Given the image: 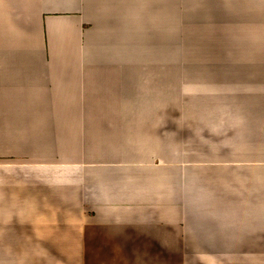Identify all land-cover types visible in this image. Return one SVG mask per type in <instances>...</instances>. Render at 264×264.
<instances>
[{
    "label": "crops",
    "instance_id": "1",
    "mask_svg": "<svg viewBox=\"0 0 264 264\" xmlns=\"http://www.w3.org/2000/svg\"><path fill=\"white\" fill-rule=\"evenodd\" d=\"M156 241L264 264V0H0V264Z\"/></svg>",
    "mask_w": 264,
    "mask_h": 264
},
{
    "label": "rangeland",
    "instance_id": "2",
    "mask_svg": "<svg viewBox=\"0 0 264 264\" xmlns=\"http://www.w3.org/2000/svg\"><path fill=\"white\" fill-rule=\"evenodd\" d=\"M116 245L117 248H119V245ZM139 245L141 246L140 249H137L136 247L125 248L126 253L121 252L119 258H106L100 260L97 259L96 261L91 262L90 260L82 257V254L86 249V244L80 243L78 264H183L181 258L164 257L167 254L165 252L166 244L162 243L161 241ZM108 250H110V247L108 248ZM124 255H127L128 257H121Z\"/></svg>",
    "mask_w": 264,
    "mask_h": 264
}]
</instances>
